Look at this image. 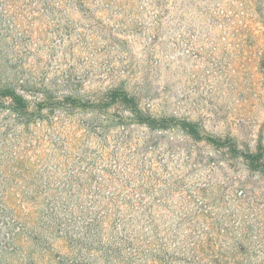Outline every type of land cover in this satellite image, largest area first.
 I'll use <instances>...</instances> for the list:
<instances>
[{
  "label": "rangeland",
  "instance_id": "obj_1",
  "mask_svg": "<svg viewBox=\"0 0 264 264\" xmlns=\"http://www.w3.org/2000/svg\"><path fill=\"white\" fill-rule=\"evenodd\" d=\"M0 62L31 101L0 107V264L70 254L84 213L132 238L111 264H264V0H0ZM24 185L66 240L13 220Z\"/></svg>",
  "mask_w": 264,
  "mask_h": 264
},
{
  "label": "trees",
  "instance_id": "obj_2",
  "mask_svg": "<svg viewBox=\"0 0 264 264\" xmlns=\"http://www.w3.org/2000/svg\"><path fill=\"white\" fill-rule=\"evenodd\" d=\"M1 64V62H0ZM4 65H0V68H4ZM6 70L1 69L0 70V107H6L8 108L12 113H14L17 116H23L22 114L27 113L30 110V104L31 101L25 94V90H21L17 88V86L13 82V78L11 76L6 75ZM112 99L114 101H120L122 103H125L127 105H134L135 111L142 115V112L139 110V105L136 102L134 98L129 97L127 92H121L119 90H113L112 92ZM40 104L39 106H41ZM190 130L188 132L192 134L193 136L200 137V132L196 129V127L191 124ZM212 142L215 144L224 146L226 143L224 142H218L215 138H210ZM214 139V140H213ZM252 157H254L255 160L259 161L264 166V154H252ZM26 187H29L28 185L22 186H16L13 189H16L20 196L17 199V204L13 208V220L16 221L18 218L21 221H24L28 227H31L32 229L37 224V229L39 231L37 232L38 235L43 236L41 238V241H45V233H51L49 235V238L52 237V239H65L67 236H63L62 234H67L70 229V224L67 222H64L63 218L61 217L65 211L68 208V204L64 201H52L49 208V213L46 215L44 214L40 209L39 206L41 204V201L36 198L35 192H39V188L32 189L33 196L31 193V200L27 198V195L25 193L31 192V190H25ZM22 188V189H21ZM21 189V190H19ZM52 190V189H51ZM6 191L1 193L0 196V202H4L5 200ZM5 203V202H4ZM18 206V207H17ZM36 206L38 211H33L32 207ZM74 207V206H73ZM71 208V215L72 217H75V220L73 223L76 222L77 216H76V209ZM41 208V207H40ZM31 212H34V215L31 214ZM44 216L46 218H44ZM36 217V220L33 219ZM98 214H95V216H88V214H83L82 221H83V227L79 226V229L85 228L84 232H80L79 230V236L70 235V241L73 243L72 247L73 249L76 248L77 250L73 253L72 248L71 252L68 255H60L58 258L53 256V252L51 249L46 248L45 256L47 257V261L50 258V261H52V264H99V261L96 259L95 254L93 251L99 252H105V256H107L106 264L113 263V260L118 258L119 256L116 255L117 249L120 250L122 248V243H129L133 244L132 238L130 236H126V238L122 241H115L113 244H106L104 242L103 238V229L99 225V229L96 228L98 224ZM28 219H31L30 221ZM13 220L11 219L9 222H4L3 228L12 229L13 228ZM24 223V224H25ZM71 223V224H73ZM100 224V222H99ZM102 224V223H101ZM18 229H27V226H21L19 225ZM77 233V231H76ZM47 234V235H48ZM81 234L87 235V237H83V239L80 237ZM84 238H87L84 242ZM51 243V241H50ZM136 251L138 248H134ZM73 253V254H71ZM82 253V254H81ZM25 259V258H24ZM27 262V261H26ZM49 263V262H48ZM127 263V262H125ZM27 264H35V261L28 262ZM128 264V263H127Z\"/></svg>",
  "mask_w": 264,
  "mask_h": 264
}]
</instances>
